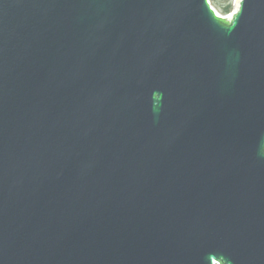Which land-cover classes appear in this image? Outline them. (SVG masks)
<instances>
[{"label":"water","instance_id":"1","mask_svg":"<svg viewBox=\"0 0 264 264\" xmlns=\"http://www.w3.org/2000/svg\"><path fill=\"white\" fill-rule=\"evenodd\" d=\"M0 264H264V0H0Z\"/></svg>","mask_w":264,"mask_h":264},{"label":"trees","instance_id":"2","mask_svg":"<svg viewBox=\"0 0 264 264\" xmlns=\"http://www.w3.org/2000/svg\"><path fill=\"white\" fill-rule=\"evenodd\" d=\"M212 4L214 6H216L218 8V10L227 15L230 14L233 10V0H227V1H223V0H211Z\"/></svg>","mask_w":264,"mask_h":264},{"label":"rangeland","instance_id":"3","mask_svg":"<svg viewBox=\"0 0 264 264\" xmlns=\"http://www.w3.org/2000/svg\"><path fill=\"white\" fill-rule=\"evenodd\" d=\"M211 1V0H210ZM224 2L225 1H227V0H223ZM211 3H212V1H211ZM239 3H240V0H233V10H232V12L233 11H235L237 8H238V6H239ZM212 6L216 9V11L220 14V15H222V16H230L231 15V13L230 14H227V15H225V14H223V13H221L219 10H218V8L216 7V6H214L213 4H212Z\"/></svg>","mask_w":264,"mask_h":264}]
</instances>
